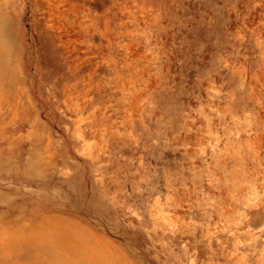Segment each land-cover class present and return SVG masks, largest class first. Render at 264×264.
<instances>
[{
    "label": "rangeland",
    "instance_id": "374dc122",
    "mask_svg": "<svg viewBox=\"0 0 264 264\" xmlns=\"http://www.w3.org/2000/svg\"><path fill=\"white\" fill-rule=\"evenodd\" d=\"M0 264H264V0H0Z\"/></svg>",
    "mask_w": 264,
    "mask_h": 264
}]
</instances>
